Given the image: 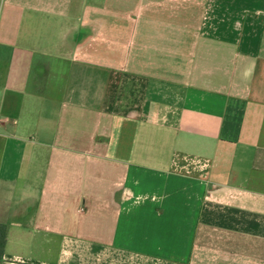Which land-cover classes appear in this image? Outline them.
<instances>
[{
	"label": "crops",
	"instance_id": "obj_1",
	"mask_svg": "<svg viewBox=\"0 0 264 264\" xmlns=\"http://www.w3.org/2000/svg\"><path fill=\"white\" fill-rule=\"evenodd\" d=\"M0 223V264H264V0H0Z\"/></svg>",
	"mask_w": 264,
	"mask_h": 264
},
{
	"label": "rangeland",
	"instance_id": "obj_2",
	"mask_svg": "<svg viewBox=\"0 0 264 264\" xmlns=\"http://www.w3.org/2000/svg\"><path fill=\"white\" fill-rule=\"evenodd\" d=\"M14 242H17V241H14ZM7 252L10 253V254H15V255L28 257L29 255H31L30 252H32V249L31 248H27L26 246H25V248H17V247H15L13 245V240H10L9 248H8Z\"/></svg>",
	"mask_w": 264,
	"mask_h": 264
},
{
	"label": "trees",
	"instance_id": "obj_3",
	"mask_svg": "<svg viewBox=\"0 0 264 264\" xmlns=\"http://www.w3.org/2000/svg\"><path fill=\"white\" fill-rule=\"evenodd\" d=\"M7 241V226L0 223V261L4 257V250Z\"/></svg>",
	"mask_w": 264,
	"mask_h": 264
}]
</instances>
